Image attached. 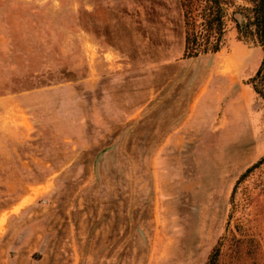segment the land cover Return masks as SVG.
<instances>
[{
	"label": "rangeland",
	"instance_id": "rangeland-1",
	"mask_svg": "<svg viewBox=\"0 0 264 264\" xmlns=\"http://www.w3.org/2000/svg\"><path fill=\"white\" fill-rule=\"evenodd\" d=\"M250 5L183 56L179 0H0V264H264Z\"/></svg>",
	"mask_w": 264,
	"mask_h": 264
},
{
	"label": "trees",
	"instance_id": "trees-1",
	"mask_svg": "<svg viewBox=\"0 0 264 264\" xmlns=\"http://www.w3.org/2000/svg\"><path fill=\"white\" fill-rule=\"evenodd\" d=\"M249 1L250 6L238 11L239 18L233 14L230 18L239 35L250 34L261 46L262 57L250 78L254 90L261 93L264 80V0ZM179 4L183 20L182 55L193 56L219 49L225 15L232 0H179Z\"/></svg>",
	"mask_w": 264,
	"mask_h": 264
}]
</instances>
